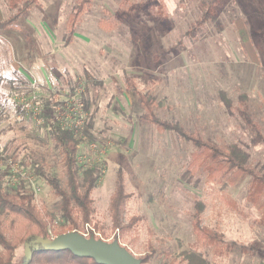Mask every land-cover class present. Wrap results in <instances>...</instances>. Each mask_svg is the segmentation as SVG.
Returning <instances> with one entry per match:
<instances>
[{"label": "rangeland", "instance_id": "374dc122", "mask_svg": "<svg viewBox=\"0 0 264 264\" xmlns=\"http://www.w3.org/2000/svg\"><path fill=\"white\" fill-rule=\"evenodd\" d=\"M74 2L38 0L16 28L0 30L3 187L33 191L44 213L58 214L49 222L52 239L77 231L61 225L60 197L33 165L65 185L57 143L16 102L35 86L42 111L56 118V107L74 96L72 122L80 120L79 111L85 117L76 131L80 172L101 169L93 221L78 233L118 241L138 258L151 254L142 264H264V182L257 177L264 175V143L254 142L258 130L264 135V0H220L215 18L195 33L190 24L210 0H92L67 43ZM16 11L10 0H0V20ZM134 86L157 96L160 117L219 145L238 143L256 175L214 180L202 166L184 177L194 144L144 120ZM242 94L256 127L239 112ZM10 161L20 170L15 178ZM120 170L129 195L124 229L114 227L110 210ZM196 199L205 205L202 226L224 236L222 252L194 230ZM23 257L20 246L15 259Z\"/></svg>", "mask_w": 264, "mask_h": 264}, {"label": "trees", "instance_id": "16d2710c", "mask_svg": "<svg viewBox=\"0 0 264 264\" xmlns=\"http://www.w3.org/2000/svg\"><path fill=\"white\" fill-rule=\"evenodd\" d=\"M219 1L210 0L209 7L202 16L190 24L189 31L191 33H195L209 19L215 18L213 7ZM10 2L17 11L12 16L0 20V30L16 28V20L31 10L38 0H10ZM91 2L92 0H75L73 11L67 20V43L73 40L76 26ZM85 74L90 77L89 72L85 71ZM134 90L137 92L139 104L143 108L142 118L144 120L155 125L160 131H173L180 138L194 144L195 150L192 152V159L184 177L189 178L202 166L208 171L207 177L214 180L235 182L237 179L247 175H256L249 165L250 153L238 143L219 145L209 139H203L195 135L185 129L179 122L169 121L157 114L156 110L161 102L154 93L139 91L137 86H134ZM223 97L229 106L230 100L225 97L224 93ZM246 98V94L240 96L243 108L239 112L250 125L256 127L248 112ZM42 115L44 127L51 132L59 148L66 184L64 185L58 177L47 173L37 163L33 162V165L36 173L60 197L57 208L63 219L61 225L80 231L86 223L93 221L95 207L92 192L97 185L101 169L92 167L83 169L80 172L77 152L81 141L75 136L74 129L65 128L59 120L55 119L46 110L43 111ZM254 142L264 143V135L259 130L256 133ZM6 174V170H0V245L2 247L0 250V264H101L97 263L92 257H81L68 249L52 250L45 248L41 239L51 238L49 222L54 221L58 214L53 211L44 213L36 204L33 191L29 192L21 189V187L15 191L6 190L3 187V178ZM257 177L264 182V175H257ZM125 187L124 174L120 170L110 203L113 225L118 229L128 227L122 224L125 202L129 197ZM204 207V202L201 199L195 200V211L193 213L194 230L198 236H204L222 252V244L225 241L223 234L217 228L202 226L201 215ZM7 222L9 223V230L14 236L13 238L5 233V224ZM67 231H62L60 234ZM20 246H23L24 257L16 260L15 254ZM227 248L230 249L231 244L228 243ZM150 257L151 254H147L140 259L144 263Z\"/></svg>", "mask_w": 264, "mask_h": 264}, {"label": "water", "instance_id": "95a60500", "mask_svg": "<svg viewBox=\"0 0 264 264\" xmlns=\"http://www.w3.org/2000/svg\"><path fill=\"white\" fill-rule=\"evenodd\" d=\"M47 249H68L81 257H92L101 264H142L140 258L132 254L118 241L108 242L95 237H86L77 231L64 233L56 238H42Z\"/></svg>", "mask_w": 264, "mask_h": 264}, {"label": "built area", "instance_id": "2783aa9c", "mask_svg": "<svg viewBox=\"0 0 264 264\" xmlns=\"http://www.w3.org/2000/svg\"><path fill=\"white\" fill-rule=\"evenodd\" d=\"M75 101L76 99L74 98V96H72L69 101L70 104L61 103L60 105H58L55 110V119L59 120L65 128L74 129L76 136L77 126L79 122H84L85 117L82 112L79 111L80 120L72 122V114H76L77 111L75 107H72L71 103ZM16 102L21 112L32 115L39 123H44V118L42 115L43 111L40 103V93L35 86L29 92L18 95L16 97ZM8 165L11 167L9 171L13 173V177L15 178V173H20V170H18L17 165L13 161H10Z\"/></svg>", "mask_w": 264, "mask_h": 264}, {"label": "crops", "instance_id": "0c3cea01", "mask_svg": "<svg viewBox=\"0 0 264 264\" xmlns=\"http://www.w3.org/2000/svg\"><path fill=\"white\" fill-rule=\"evenodd\" d=\"M237 33L240 35V33L243 34L244 32H242V28H240V29L237 28ZM256 55H257V53H256V51H255V56H256Z\"/></svg>", "mask_w": 264, "mask_h": 264}]
</instances>
